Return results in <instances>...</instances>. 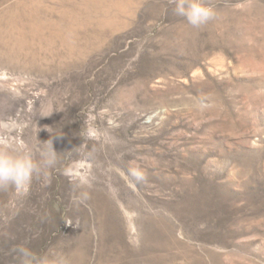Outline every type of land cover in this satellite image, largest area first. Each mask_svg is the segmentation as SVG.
I'll return each instance as SVG.
<instances>
[{"label": "rangeland", "instance_id": "obj_1", "mask_svg": "<svg viewBox=\"0 0 264 264\" xmlns=\"http://www.w3.org/2000/svg\"><path fill=\"white\" fill-rule=\"evenodd\" d=\"M205 2L194 28L175 0H0V121L37 165L0 186V264H264V0Z\"/></svg>", "mask_w": 264, "mask_h": 264}, {"label": "clouds", "instance_id": "obj_2", "mask_svg": "<svg viewBox=\"0 0 264 264\" xmlns=\"http://www.w3.org/2000/svg\"><path fill=\"white\" fill-rule=\"evenodd\" d=\"M174 11L194 28L206 25L217 16L216 10L205 0H175ZM109 123L112 122L109 121ZM15 127V123L11 120L0 121V129L4 131V135L0 136V186L11 184L19 188L30 182L32 174L37 170V165L27 155L15 156L10 153L8 133ZM83 136L86 139L100 138L99 133L91 126ZM55 152L53 149V154ZM48 163H51V160ZM20 251L25 256L30 255L25 249H20Z\"/></svg>", "mask_w": 264, "mask_h": 264}]
</instances>
